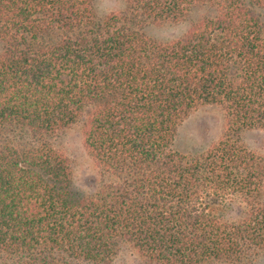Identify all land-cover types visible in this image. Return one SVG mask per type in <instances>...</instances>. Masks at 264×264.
Listing matches in <instances>:
<instances>
[{"label":"trees","instance_id":"1","mask_svg":"<svg viewBox=\"0 0 264 264\" xmlns=\"http://www.w3.org/2000/svg\"><path fill=\"white\" fill-rule=\"evenodd\" d=\"M0 0V264H260L264 0ZM190 22L170 42L150 26ZM226 128L176 148L193 112ZM81 127L96 176L74 184L56 146Z\"/></svg>","mask_w":264,"mask_h":264},{"label":"rangeland","instance_id":"2","mask_svg":"<svg viewBox=\"0 0 264 264\" xmlns=\"http://www.w3.org/2000/svg\"><path fill=\"white\" fill-rule=\"evenodd\" d=\"M125 8L122 0H96L95 10L99 17L120 12ZM264 20V8L261 9ZM190 28V22L150 26L147 35L158 42H170L183 36ZM226 128V119L222 110L205 107L188 116L178 129L176 148L183 153H196L218 141ZM242 142L251 152L264 156V131L252 130L242 134ZM56 146L69 157L74 172V184L78 189L87 191L88 185L96 176L94 165L86 153L81 127L74 126L56 140ZM260 264H264V254ZM114 264H141L136 253L124 248Z\"/></svg>","mask_w":264,"mask_h":264}]
</instances>
